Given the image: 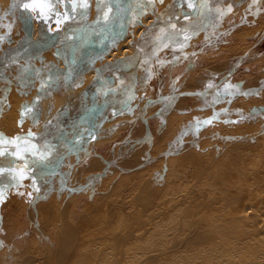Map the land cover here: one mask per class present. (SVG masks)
Wrapping results in <instances>:
<instances>
[{
	"label": "rangeland",
	"instance_id": "obj_1",
	"mask_svg": "<svg viewBox=\"0 0 264 264\" xmlns=\"http://www.w3.org/2000/svg\"><path fill=\"white\" fill-rule=\"evenodd\" d=\"M24 1L0 0V30L11 31L15 37L14 45L9 46L6 43V48L0 46L2 50L0 58L3 56V51L6 55L10 52L17 53L14 56L9 55L10 57L24 56L23 53L31 51L29 47L32 45L26 43L17 46L18 43L23 40L38 41L42 35L40 28L50 23L55 25L52 27L55 29L52 41L56 39L65 25L67 19L65 15L72 4L71 0H43L42 4H35L29 8L31 13L29 16L23 8H19ZM73 1L69 12L75 17L74 25L79 23L78 20L83 15L82 20L85 19V23H93L98 13L108 16L115 12V14L122 12V8L117 12L116 5H111V2L109 4L106 0H95L87 12L84 11L86 7L80 2L79 5H75L77 0ZM178 2V0H139L136 3L138 8L131 11L130 26L142 25L147 30L152 22L143 23V16L157 17L169 11ZM223 15L225 20H222ZM198 16L193 18V24L198 22ZM211 16H213V23L219 24L216 31L207 33L201 29L194 37L188 39V45L179 51L159 50L151 67L144 66L138 71V81L133 96L125 103L121 114L100 121L101 123L97 126L98 133L92 139L82 141L79 143L80 146L77 145V148L71 151L73 165L94 153L107 159L105 165L85 173L76 189L72 188L73 185L70 187L58 184L46 192H40L29 177L22 178L8 188L7 193L2 196L0 206V264H55V260L49 257L53 255L51 253L56 247L59 226L66 219L75 228L78 237L77 248L64 264H73L77 259L86 262L90 260L91 257L88 255L92 253L94 258H100L99 264H114V260L123 249L126 250L131 246L137 249L134 247L135 240L131 245H119L117 238L114 237L115 233L128 230V226H132L134 232H139L146 227L160 229L159 220L161 219L164 221L162 232L167 235L164 236L163 243L151 242L140 252H136L130 262V264H142L147 254L154 248H169L176 238L184 235L172 232L170 225L176 218L178 208L171 210L172 216H166L164 219L162 212L173 203L174 199L183 200L185 195H182V192L186 194L185 189L199 190L202 185L200 190H207V184L195 179L193 175L196 162L207 158L209 161L207 164L216 165L215 169L219 171L222 167L225 169V166L226 169L230 168L231 165L227 164L228 156H238L241 159L248 157V160H245L248 164L245 166L251 172L250 175L253 174L256 165L252 160L264 161V156L251 153L249 148L245 153L233 155V151L227 150V147H264V85L249 94L231 97L230 93L242 88L259 86L264 80V0L251 3L247 0H238L226 4L218 0L211 6ZM108 18L107 24L110 29L111 22ZM243 18L244 22L241 25L237 24ZM55 21L56 23L60 21L58 26L54 24ZM29 22L33 25L30 31L25 26ZM15 24L21 25L20 28L23 25V28L18 27L17 31L13 32L12 27ZM231 25L234 27H230ZM81 28L84 27L81 25ZM220 30L223 32L218 33ZM78 36H74L70 44L64 43L67 55L72 54L80 45V41L77 44V40L84 35L80 33ZM57 48L56 46L50 49L55 51ZM188 52L192 54L184 55ZM250 52L259 56L249 59ZM129 53L125 52L124 55ZM208 53L213 56H204ZM240 56L242 57L239 64L232 70ZM69 61H71L70 58ZM35 63L38 64L37 88L28 96L29 98L20 100L18 110L14 107L13 112L17 116V123L7 132V134L10 132L9 136L12 134L8 141L44 125L56 126L60 123L59 117L66 114V111L59 112L61 109L57 110L49 106L50 101L48 102L49 94L54 92L58 95L65 87L64 66L45 57H38ZM54 63L60 70L55 69L58 72V79L49 83L45 79L44 91L39 90L41 80L47 77L46 70L53 68ZM189 69H196L191 75L193 79L189 87L184 91L173 93L174 81L178 77L182 80V76L186 75ZM106 71L107 69L101 71L99 76L90 79L88 87L95 88L99 85ZM198 73L203 78L207 77L208 80L196 81L194 78ZM227 73L229 75H226ZM250 76L257 79V84H249ZM209 85L216 86L223 95H217L214 90L205 95H183L184 92L205 89ZM59 88H61L60 91ZM165 91H167L166 94L161 95V92ZM39 94L37 105L32 106V98ZM158 96L164 101H155L147 105L145 109L146 102ZM24 109L37 112L39 118L35 124L21 117ZM173 117H178L176 123L171 122ZM146 123L149 125L150 133H147ZM135 126H141L139 137H132ZM80 135L82 134H79L78 139ZM137 148L143 149L142 164L126 166L123 162L124 157ZM193 152L197 154L190 156ZM183 154L184 157H182ZM198 154L200 155L197 156ZM210 157L216 158V162L219 163L211 161ZM107 164L111 165L112 169H109ZM249 179L252 180L253 177ZM238 182V179L232 178L229 184L234 187ZM167 184L171 185L170 190ZM187 184L188 188H186ZM153 185L155 187L150 191L149 187ZM174 186L177 188L176 194L171 193ZM69 192L74 195V200H70V203L68 198L64 197V194ZM156 202L160 205H156ZM65 203L69 204L65 205ZM47 204L50 205V216L42 221L40 208L45 210ZM182 205L181 207H184V204ZM181 207L179 210L183 209ZM158 208H161L162 212L157 210ZM126 213L139 216L138 221L125 216ZM246 220L259 228V241L264 243V211L259 215H249ZM186 224L188 226L189 220ZM263 249L264 247H261L255 255L242 259L243 262L238 260V264H250L258 260L257 258H262ZM45 254H49L48 257ZM195 260L189 264H193Z\"/></svg>",
	"mask_w": 264,
	"mask_h": 264
},
{
	"label": "bare ground",
	"instance_id": "obj_2",
	"mask_svg": "<svg viewBox=\"0 0 264 264\" xmlns=\"http://www.w3.org/2000/svg\"><path fill=\"white\" fill-rule=\"evenodd\" d=\"M71 1L72 4L70 5V9L74 2L73 0ZM217 1L218 0H211V6L215 5ZM221 1L226 4L228 2L231 3L238 0ZM254 1L256 0H247V2L250 3ZM42 2L43 0H25L19 8H23V11H26L28 15L31 16L29 8L35 4L40 5ZM79 2L84 7H86L84 8V11L86 10L87 12L88 9L92 7L91 4H93L95 0H77L75 5H79ZM106 2L109 4L111 2V5H116L115 10L117 12L120 11V8L130 7L127 10V13L123 10H121L122 12L120 13L115 14V12L108 16L102 14L100 15L98 13L96 16L97 18H95L93 23H85V19L82 20L84 15L80 16V20H78L79 23L74 25V29L69 33L65 43L67 42L70 44L71 40L74 39V36H80V33H82L84 37L81 38V36L79 40L76 39L77 44L78 41H80V45L78 46L75 41V44L78 47H76L77 50L73 51L72 54L69 53L67 55L64 47L67 57L66 61H64L62 57L55 56L52 49H44L36 45L34 46L33 43H30L32 46L29 47L31 51L23 53L24 56L20 58L10 57L16 55V52H10L8 55H6V52L3 51L4 57L2 56L3 59L0 62V143H7L9 138L12 137V134L9 136L8 134L10 132L8 134L7 132L17 123V116L14 115L13 112L14 107L16 110H18V103L20 100L22 101L23 99L25 100L29 98L28 96H30L37 88L38 72L36 68L38 64H36L35 61L38 59V57H45L49 60L52 59L57 64L64 66V75L66 80L65 87L62 90L59 88V91H61L58 95L54 92L51 95L49 94L48 102L50 101L49 106H53L57 110L58 108L61 109L59 112L66 111V114L63 117H59L60 123L58 125H44L37 130L45 132L43 129L48 128V130L52 132L51 134H54L53 136H56L58 139L55 140L54 137H51L49 139L46 138V140L57 144V141H60L59 143H63V141L68 140L73 136V132L75 131L73 128V131L67 130L66 132L64 129H62L63 127H66L67 124L69 127L71 123L75 124L77 120L79 122V124L77 123V126H83L84 122L88 126L89 108L95 103V101L98 102L101 99L102 91L104 89L102 86V80L98 87L89 88L88 84L90 79L99 76L101 71L112 68L114 65L113 63L120 61L126 56L124 55L125 52H130L129 54L133 53L137 45L145 40L144 35L147 34L149 26L157 19L156 17L145 15L142 18V22H152L148 26L147 30L142 25L132 27L130 26V14L132 9L135 10V8H138L136 3H138L139 0H106ZM70 9H68V12ZM80 14H82V12H80ZM107 17H109L108 19L111 22L110 29L107 24ZM222 20H225L224 15L222 16ZM59 23L60 21L56 23V26H58ZM81 25L84 28H81ZM25 26H27L28 31L33 28V25L30 22ZM54 26L52 23L47 26H42L40 28L42 35L38 41H52L53 33H55V29L52 28ZM195 26L198 27L195 24L193 26L183 28L182 30H161L159 33L157 32V36H159L161 42H151L153 43L154 47H156V49L164 45L165 47L162 49L179 51L183 47L185 48L188 45L187 40L194 37L195 34L201 31V29H204V31L207 33L214 32L217 30V27H219V24L216 25L213 23V16L210 14L209 20L203 23V26L199 28V30H196L195 33H192L195 30ZM18 27L19 29H22L23 25L22 28H20L21 25L19 26V24L13 25L12 31L16 32ZM185 31L189 34H187L188 36H184ZM7 32L8 30L6 29L2 31L0 30V46L2 48H6V43L9 44V46L14 45L13 43L15 41V37L13 36V33L11 31L8 33ZM1 51L2 50H0V54L2 53ZM204 56L212 57L213 55L208 53ZM258 56L259 55L257 54L254 55L251 53L249 59ZM69 58L71 61H69ZM195 70L196 69H189V71L187 70L188 73L185 72L187 74L182 76V80L180 77H178L174 81L173 93L184 91L185 88L189 87V83L193 79L191 75L195 72ZM107 73L108 70L106 71L103 78L107 75ZM194 79L196 81L199 80L200 82H205L208 80L207 77L203 78V76L199 73L196 74ZM248 80H250L249 84H257V79L255 80L254 76H250ZM207 87H212V85ZM166 92L167 91L161 92V95L166 94ZM177 121L178 117H173L171 122L176 123ZM121 125L123 126L124 123ZM140 127L141 126H137L134 129V132H132V137H139L141 135ZM61 131L64 133H60ZM227 148V150L233 151V155L245 153L249 148L251 153H259V156H264V147ZM142 150H138L137 148L126 154L123 160L125 165L129 167L138 164L140 165L142 162ZM222 151L224 150L222 149ZM195 152H193L190 156L197 154ZM199 155L200 154L197 156ZM182 157H184V154ZM211 158L212 157H210L211 161L216 162V158ZM247 158L248 157H246V159ZM246 159H241L238 156H228L227 164L231 165L230 168L226 169L227 167L225 166V169L222 167L219 171L215 169L216 165L213 166L211 164H207L209 162L207 158H203L200 162H196L195 164L193 163L195 165L193 172L195 179L204 181L205 184H207V190H200L202 185L200 188L198 187L199 190H195V188L194 191L185 189L187 195L182 192V195H185L184 198L182 197L183 200H181V198L180 200H177V198V201L175 199L173 203L171 201L172 204L169 203L171 204L169 205L170 207L167 206L168 208L165 209L167 211L163 210L162 212L161 208L157 209L161 210L163 214L162 218L164 219L166 216H172L171 210L178 208L176 218L171 221L170 225L173 229L172 232L183 233L184 235L176 238L169 248H154L150 253L147 254L146 259L142 264H189L195 259L196 260L193 264H238V260L243 262L244 260L242 259H247L250 256L255 255L257 251L261 249V247H264V243L259 241V228L246 220L249 215H259L264 211V161L262 160L258 162V160L253 159L252 162L256 166L254 168L255 171L252 175H250L251 172L245 166V164H248L245 162ZM72 160L73 154L70 152L61 158L57 165L48 166V168L47 165H44V172L29 178L34 182L36 188L40 192H46L58 184H65L69 185L70 187L73 185L72 188L76 189L77 184L81 182V179L85 173L100 169L107 161V159L105 160L96 153L87 155L84 160L75 165L72 164ZM218 163L219 162H216V164ZM193 164L192 167H194ZM107 167L112 169V166L109 164H107ZM14 169L17 170L18 166L1 170L0 175L6 174L9 176L11 171ZM250 177H253V179H249ZM232 178L238 179L239 181L234 187L229 184V181H231ZM8 180L9 178L5 181ZM168 185L169 184L166 186L168 190H170L171 185ZM154 187L155 185L149 187V190L152 191ZM188 187L189 186L187 184L186 188ZM172 188L173 191L171 193L176 194V186ZM64 197L68 198L69 203L70 200H74V195L70 194V192L64 194ZM69 203H65V205H68ZM158 204L159 202H156V205ZM182 204H184V207H181ZM252 206L254 208H251ZM179 207L183 209L179 210ZM49 209V204H47L45 210L42 207L40 208V217L42 221H45V218L50 216ZM133 214L134 213H126L125 216H130L131 218L138 221L139 216H133ZM188 220L189 224L187 226L186 223ZM123 221L126 223L124 219ZM159 222H161L160 229L155 230L146 227L140 229L139 232H134L132 226H128V230L126 229L123 232L115 233L114 237L117 238L119 245H131L133 240H135L134 244L136 245L134 247H137V249L132 248V246L131 248L128 247L126 250L123 249V251L118 257H116L113 263L130 264L136 252H140L142 248L148 246L151 242L160 244L163 243L164 236L167 235H164L162 232L164 228V221L160 219ZM246 225L253 229L250 230ZM77 237L78 236L75 228L69 224L67 219L66 221L63 220L59 226L55 250L51 253L53 255L49 257V259H54L55 264L67 263L69 256L77 248ZM48 250H50V248ZM245 252H247V254H245ZM45 255L48 257L49 254ZM194 256L196 257L193 258ZM88 257L91 258L86 262H82V259H77L74 260L73 264H99L100 258H94L93 253L89 254ZM254 258L256 259V257ZM263 258L264 252L262 258H257L258 260H255L250 264H264Z\"/></svg>",
	"mask_w": 264,
	"mask_h": 264
},
{
	"label": "water",
	"instance_id": "obj_3",
	"mask_svg": "<svg viewBox=\"0 0 264 264\" xmlns=\"http://www.w3.org/2000/svg\"><path fill=\"white\" fill-rule=\"evenodd\" d=\"M178 1L182 3L180 5H177L179 2L176 3L175 6L169 10L170 12L165 11L156 17V21L149 26L147 34L144 35L145 40L137 45L133 53L126 55L120 61L113 63L114 65L112 68L107 69L108 73L102 79V86L104 89L102 91L101 99L98 102L95 101V103L89 108L88 126L84 124V127H87L84 129L86 135L84 139H81V141H88L98 133L99 127L97 126L101 123L100 121L121 114L125 103H127L133 96L135 85L138 81V71L144 66H151L153 59L158 56L157 52L165 47L163 45L156 49L151 42H161L159 36H157V32L159 33L161 30H182L183 28L196 24L198 27L195 26V30H192V33H195L196 30H199V28L203 26V23L209 20L211 14V0ZM189 5H191V7H189ZM128 9L129 7H123L121 10L126 11ZM197 15H199L198 22L193 24V18ZM65 18H67L65 25L57 38L53 41L32 40L29 42L27 40H23L20 41L17 46H22L26 43H33V45L49 49L58 45V48L53 53L56 56L62 57L64 61H66L67 57L64 50V43L67 40L69 33L74 29L75 17L70 12H67ZM243 22L244 18L237 24L241 25ZM234 25H231L230 27H234ZM222 32V30L218 31V33ZM187 34L188 33L185 31L184 36L189 35ZM214 39H216V37ZM190 54L192 53L188 52L184 55ZM3 57L0 58V62ZM241 57L242 56L238 58L232 70L237 66V64H239ZM164 61L167 62V60ZM53 65L55 66V63ZM50 72H48L46 76H48ZM53 72L54 71H52V73ZM226 75H229V73ZM45 79L46 77L41 80L39 90L44 91L43 82ZM263 85L264 80L259 86L242 88L237 92H231L230 95L232 97L239 94L253 93L259 90ZM212 90H214L217 95H223L218 91L216 86L207 87L193 92H184L183 95H204ZM39 96L40 94L35 98L33 97L34 99L32 98V106L37 105ZM155 101H164V99L160 98V96L149 99L145 104V109L147 105H150ZM35 112L36 111L29 109V117L34 115ZM21 117L23 118V114H21ZM146 127L147 133H150L148 123H146ZM41 133H43V131L35 130L24 135H18L7 143H0V171L18 166V169H14L15 171L12 170L9 176L6 174L0 175V204L2 195L7 193L8 188L13 183L18 182L24 177H33L44 172V165H47V168L48 166L57 165L59 160L69 154L74 148H77L76 146L79 144L78 142H80L78 136H75L71 137L67 141H63V143L60 144L61 147H55L56 144L51 141H47L45 139L46 137H44L46 135L42 136ZM6 178H9V180L5 181L7 180Z\"/></svg>",
	"mask_w": 264,
	"mask_h": 264
},
{
	"label": "flooded vegetation",
	"instance_id": "obj_4",
	"mask_svg": "<svg viewBox=\"0 0 264 264\" xmlns=\"http://www.w3.org/2000/svg\"><path fill=\"white\" fill-rule=\"evenodd\" d=\"M53 65V64H52ZM149 67H151V66H149ZM58 67L55 65V66H53V68H49V69H47L46 70V75H47V73L48 72H50V74L46 77V80H47V82L49 83V82H54V81H56L57 79H58V77H57V75H58V72L56 71V70H58V71H60L59 69H57ZM56 69V70H55ZM52 71H54L53 73H52ZM45 84H43V86H44ZM99 85H100V83H99ZM99 85H97V86H95V87H98ZM38 96V95H37ZM25 108H28V107H25ZM22 114H23V119H29L30 121H31V123H36L37 121H38V119L37 118H39L38 117V115H37V112H35V114L34 115H32L31 117H29V110L28 109H24V111L22 112ZM79 124V122L76 120V123L75 124H70L69 125V127H68V124L66 125V127H63L62 129H64L65 130V132L67 131V130H69V131H71L72 130V128H73V130H75L73 133V136L72 137H77V136H79V133L80 134H82V135H80V142H78V143H81L82 141H81V139H84V137H85V128H87V127H84V124H85V122L83 123V126L82 125H80V126H77L78 124ZM93 124V123H92ZM38 127H39V125H38ZM37 128V127H36ZM47 129V130H46ZM43 130H45V132H43V133H41L42 134V136H44V135H46V136H44V137H46L47 139H49V138H51V137H54V139L55 140H57L58 138L56 137V136H53L54 134H51L52 132L50 131V130H48V128H45V129H43ZM63 130V131H64ZM72 130V131H73ZM33 131H35V129L33 130ZM63 131H61L60 133H64ZM62 136V135H61ZM45 138V139H46ZM47 141H49V140H47ZM65 141H67V140H65ZM60 141H57V143L58 144H56V146L55 147H61V143H59ZM77 143V144H78ZM39 145H43V144H39ZM79 146H80V144H78ZM49 147H51V146H49ZM53 147V146H52Z\"/></svg>",
	"mask_w": 264,
	"mask_h": 264
},
{
	"label": "snow or ice",
	"instance_id": "obj_5",
	"mask_svg": "<svg viewBox=\"0 0 264 264\" xmlns=\"http://www.w3.org/2000/svg\"><path fill=\"white\" fill-rule=\"evenodd\" d=\"M189 7H191V5H189Z\"/></svg>",
	"mask_w": 264,
	"mask_h": 264
}]
</instances>
